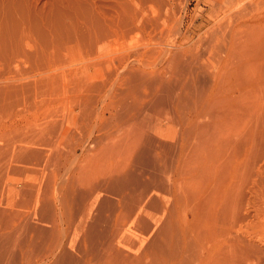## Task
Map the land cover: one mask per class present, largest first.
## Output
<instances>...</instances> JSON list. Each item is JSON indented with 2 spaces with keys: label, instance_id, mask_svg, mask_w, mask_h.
Here are the masks:
<instances>
[{
  "label": "bare ground",
  "instance_id": "bare-ground-1",
  "mask_svg": "<svg viewBox=\"0 0 264 264\" xmlns=\"http://www.w3.org/2000/svg\"><path fill=\"white\" fill-rule=\"evenodd\" d=\"M125 1L119 0L118 4L122 2L119 5L123 6L127 3ZM99 2L97 8L103 15L105 11L103 12L104 6L101 5L105 3L101 4L104 0ZM219 4L218 13L214 14V18L219 17V21L214 25H217L218 30L222 29V40L220 46L216 43L212 47H217L216 55L220 59L224 56L222 60L219 59V63H229L232 55L236 58V52H239L237 56L242 57L239 61L244 65L242 83L246 85L242 86L240 94L245 107L243 128L232 143L236 140L243 148V165H248L251 170L244 190H248L253 196L254 202L251 203L255 206L249 205L253 207V211L248 209L254 212V216L252 212L250 214L246 210L245 213V209L243 210V201L248 194L244 195L236 206L223 212L219 230L206 232L204 239L197 236L202 234L196 231V206L190 210L187 205L181 204L178 197L179 182L185 177L183 172H186L183 171L185 163L180 161L183 141L180 140L179 144L176 141L174 145V149L179 150L175 163L173 147L167 139L168 132L165 133V129L155 120L156 117L152 118L150 115L149 112L154 111H150L152 104L150 108L146 104L156 93H166L165 90H169L170 86L173 88L185 85V77L191 80V74L196 75V69L209 65L211 52L207 59L204 58L206 61L200 62L199 55L192 51L194 55L190 54V49L187 50L190 52L188 55L193 57H188L182 41L180 44H173V50L168 49L171 58L166 60L163 58V53L167 54V50L163 48L166 41L164 33L157 36V29H153L147 43L133 46L123 56L121 66H114L112 72L116 82L128 85L126 94L134 93L136 99L132 104H123L126 106L117 113L113 112L112 106L102 110L95 126L99 132L101 130L97 129L103 128V125L107 127L106 125L109 126L116 120L118 124H124L122 121H125L126 126L130 122V129H125L127 127L124 126L125 130L120 131V136L114 134V137L126 138L132 133L140 136L141 128L133 127L132 122L137 119L140 122L149 120V125L143 129L146 139L134 144L124 160L123 168L98 174L96 178L82 184L81 188L74 184L73 179H69L71 190L68 193L62 186L46 188L41 186L42 183L36 186V178L31 181L30 175V181L24 182L25 178L22 179L23 187L19 188V192L15 189L20 197L4 205L3 196L7 192L5 189L15 162L23 163L20 166L24 169L23 172L28 168L26 164L32 168H45L49 162V152L30 144H8L0 153V264H146L143 257L152 243L158 251L159 264H264V0H222ZM211 5L215 6L213 2ZM118 22L121 27V20ZM116 27L119 28L117 25ZM126 28L123 31L128 29ZM117 29L113 30L114 33H121L122 29ZM216 31L214 33L217 34ZM198 45L200 47V43ZM207 47L210 50V46ZM204 69L201 73L206 74V77L212 75L207 68ZM198 74L201 75L200 72ZM189 80L188 83L191 82ZM174 94L173 92L171 95ZM162 95L165 96L164 93ZM181 96L182 94H178L177 102H170L173 104L172 121L177 126L179 119L187 113L188 117L192 114L194 121L191 133L198 139L200 158L207 160L204 152L213 147L220 152L225 145V129L228 133L231 130L225 123L223 126L218 125L215 119L214 125L211 124L212 117L201 109L206 108L205 102L199 103L200 105L191 103L193 113L184 112L185 108L178 104L182 100ZM156 111L159 112L157 109ZM53 112L50 114L52 117ZM106 113H109L108 118ZM218 117L219 115L216 116ZM80 119L83 117L78 115L74 119H61L57 123L52 121L58 126L57 133L66 134L70 131L77 132ZM119 129L121 130L120 127ZM105 133L103 135L107 136L108 133ZM212 141L214 145L219 144L212 147ZM75 161H70L67 172L73 170ZM206 171L209 181L213 175L211 165ZM76 173L77 171L74 172ZM53 176L52 184L55 186L58 174ZM66 176L67 174L64 178ZM48 190L52 192L49 193ZM192 192L196 194V189H192ZM218 210L217 206L208 203L203 213H207L208 220L216 219ZM249 219L252 221L249 222Z\"/></svg>",
  "mask_w": 264,
  "mask_h": 264
},
{
  "label": "rangeland",
  "instance_id": "rangeland-1",
  "mask_svg": "<svg viewBox=\"0 0 264 264\" xmlns=\"http://www.w3.org/2000/svg\"><path fill=\"white\" fill-rule=\"evenodd\" d=\"M107 1L101 2L105 3L101 5L105 7L102 8L103 12L105 11V14L102 12L103 16L97 8L99 0H0V153L8 144H30L49 152V162L45 168H32L26 164L28 168L23 172L24 169L20 167L23 163L15 162L9 174L5 189L7 192L5 191L3 196L4 205L20 197L15 189L19 192V188L23 187L21 182L24 178V182L31 176V181L36 178V186L41 183V186L46 188L62 186L68 193L71 190L69 179H73L74 184L81 188L82 184L96 178L98 174L124 167V160L134 148V144L146 139L143 129L149 125V120L140 122L137 119L132 122L133 127L141 128L140 136L132 133L126 138L118 136L123 132L124 126L127 127L125 129L131 128L130 122L126 126L125 121H122L124 124H118L115 119L111 125H103V128L97 129L101 130L99 132L95 126L102 110L112 106L113 112L117 113L136 99L134 93L126 94L128 85L116 82L112 72L114 66H121L123 56L133 46L147 43L151 30L157 29V36L164 33L166 41L163 48L167 50V54L163 53V58L166 60L171 58L168 49L173 50L172 45L182 41L187 55L191 51L198 54L200 62L206 61L211 55L208 58L209 65L204 67L212 72L211 76L206 77L204 68H198L194 71L196 75L191 74V80L185 77V85H172L173 88L170 86L169 89L172 93L165 90L166 95L161 90L162 93H156L147 104L145 103L149 108L152 104L150 111H154L149 112L150 115L152 118L156 117L155 120L165 129V133L168 132L167 139L173 147L175 163L179 150L174 149V145L176 141L178 144L180 140L183 141L180 161L185 163L183 171L186 172H183L185 177L179 182L178 197L181 204L187 205L190 210L196 206V231L202 234L197 236L204 239L206 232L219 230L223 222V212L236 206L238 200L247 194L249 197L246 196L243 201L244 207L247 208L243 207V210L251 214L255 206L251 203L254 202L253 196L248 190H244L251 170L248 165H243V148L236 140V145L232 143L233 138H237L243 128L245 107L240 94L242 86L246 85L242 83L244 65L239 61L242 57L237 56L239 52H236V58L232 55L230 64L226 62L225 66L226 63H219L224 56L220 59V56L216 55L217 47H212L216 43L220 46L222 40V29L218 30L217 25H214L219 21V17H214L222 0H127L123 6L122 2H119L121 5L118 4L119 0L109 1L110 3ZM211 2L215 6H212ZM120 20L121 27L118 25ZM116 25L122 31L126 28L125 25L128 29L121 31L122 34H116L113 31L117 29ZM108 27L111 28L107 30ZM214 30H218L217 34ZM207 46H210V50ZM133 58L134 56L130 61ZM187 80L191 82L188 83ZM173 92L174 96L171 95ZM178 94H182V100L178 101V104L179 107L185 108L184 112L193 113V104L200 105L205 102L206 108L201 109L212 117L211 124L214 125L215 119L218 125L223 126L225 123L231 130V133H228L225 129V145L220 152L213 147L219 143L216 141L217 145H214L212 141L213 148L204 152L207 160L200 158L198 139L191 133L194 121L192 114L188 117L187 113L179 119L177 126L172 121L173 104L170 102H177ZM184 94L187 95L186 98ZM51 112L54 117L50 115ZM78 115L83 119L77 124V132L57 133L58 126H55L52 120L57 123L61 119H74ZM108 117L109 113H106V118ZM104 132L108 133H105L107 136L103 135ZM114 134L118 136L114 137ZM73 159L76 160L73 170L67 172ZM171 165L172 162L170 168ZM209 165L213 175L208 181L206 169ZM42 168L44 169L41 170ZM55 173L58 174V179L57 184L53 186ZM65 174L67 176L64 178ZM192 189H196V194ZM48 192L51 193L52 190ZM208 203L219 208L218 218L207 219L208 215L203 213V209ZM250 219L249 222L252 221ZM157 252L152 243L143 257L145 263L159 264Z\"/></svg>",
  "mask_w": 264,
  "mask_h": 264
}]
</instances>
